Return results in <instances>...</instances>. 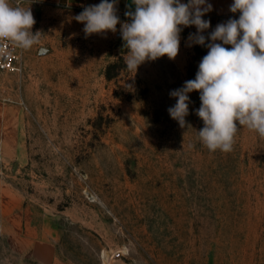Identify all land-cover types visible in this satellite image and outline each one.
Returning a JSON list of instances; mask_svg holds the SVG:
<instances>
[{"label":"rangeland","instance_id":"1","mask_svg":"<svg viewBox=\"0 0 264 264\" xmlns=\"http://www.w3.org/2000/svg\"><path fill=\"white\" fill-rule=\"evenodd\" d=\"M19 6L41 35L0 81V126L13 139L0 163L32 230L20 245L0 237V264H264V137L238 125L232 151L210 152L199 92L191 127L167 111L208 52L189 46L195 26H182L174 60L135 73L120 24L86 38L74 19L83 8ZM229 18L239 13H207L204 35Z\"/></svg>","mask_w":264,"mask_h":264},{"label":"clouds","instance_id":"2","mask_svg":"<svg viewBox=\"0 0 264 264\" xmlns=\"http://www.w3.org/2000/svg\"><path fill=\"white\" fill-rule=\"evenodd\" d=\"M117 2L101 0L85 6L74 19L84 25L86 38L115 33L120 24L129 71L136 73L143 63L164 56L174 60L180 50L182 26L196 28L189 34V46L208 49L195 79L169 93L176 103L167 111L181 128L191 127L185 118L192 103L189 94L195 91L201 101L195 114L204 124L197 134L210 152L232 151L238 125L264 137V0H234L229 11L239 13V18L218 23L207 36L204 33L211 24L203 17L212 11L207 0H133L134 11L125 12V22L117 15ZM35 23L30 7L0 0V41L31 49L41 35L32 32Z\"/></svg>","mask_w":264,"mask_h":264},{"label":"crops","instance_id":"3","mask_svg":"<svg viewBox=\"0 0 264 264\" xmlns=\"http://www.w3.org/2000/svg\"><path fill=\"white\" fill-rule=\"evenodd\" d=\"M15 1V0H11ZM22 3H36L45 6L62 8H84L88 5L99 4L101 0H16ZM187 3V0H181ZM212 4V11L228 14L229 6L234 0H207ZM133 0H118L117 13L125 15L126 11H134ZM13 139L7 127L0 126V148L6 155L12 154ZM17 143V141H14ZM20 147L17 151L22 154V140L18 141ZM3 173V174H2ZM7 166L0 163V237L4 236L7 243L20 245L28 239L29 232L32 230L27 218V207L23 204V196L18 191L13 182L7 178ZM1 241V239H0Z\"/></svg>","mask_w":264,"mask_h":264},{"label":"built area","instance_id":"4","mask_svg":"<svg viewBox=\"0 0 264 264\" xmlns=\"http://www.w3.org/2000/svg\"><path fill=\"white\" fill-rule=\"evenodd\" d=\"M19 5V1L15 0ZM23 49L9 41H0V81L11 72H18L22 66Z\"/></svg>","mask_w":264,"mask_h":264}]
</instances>
